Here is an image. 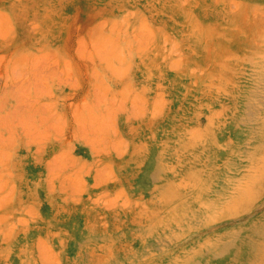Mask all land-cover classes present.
<instances>
[{
	"label": "rangeland",
	"instance_id": "obj_1",
	"mask_svg": "<svg viewBox=\"0 0 264 264\" xmlns=\"http://www.w3.org/2000/svg\"><path fill=\"white\" fill-rule=\"evenodd\" d=\"M263 116L264 0H0V264L205 257L264 218Z\"/></svg>",
	"mask_w": 264,
	"mask_h": 264
},
{
	"label": "bare ground",
	"instance_id": "obj_2",
	"mask_svg": "<svg viewBox=\"0 0 264 264\" xmlns=\"http://www.w3.org/2000/svg\"><path fill=\"white\" fill-rule=\"evenodd\" d=\"M264 122V116L262 118ZM264 124V123H263ZM227 166V165H226ZM235 171H226L221 173L220 175L225 178V182L229 187H233L235 181L233 174ZM212 191L210 194V198L204 205H201V208L197 211L190 212L187 216L184 217V220L181 222H185L186 224H199L202 223L200 229H204L208 227V213L209 211L212 214H215L218 204L221 201H225L228 195L226 194V198L223 193H216L212 187ZM234 190V191H233ZM237 188L231 189L230 196H235L238 194ZM252 194V192H251ZM173 213V212H172ZM264 218L258 223H249L248 225L242 227V229L238 230L230 229L227 232L223 233L220 238L216 239V243L209 242L208 240L204 241L203 244L206 246V256L203 257L199 253L197 254L192 261H185L184 264H208L210 258L217 257L222 260L224 264H234L235 261H240L243 264H260V261L264 262ZM237 231L236 237H232L231 233ZM230 235V238L233 239H223L225 236ZM224 236V237H223ZM197 238V237H196ZM229 238V237H227ZM200 240L199 238L195 239ZM221 240V241H219ZM195 241V242H196ZM194 256V255H193ZM198 259V262H196Z\"/></svg>",
	"mask_w": 264,
	"mask_h": 264
}]
</instances>
